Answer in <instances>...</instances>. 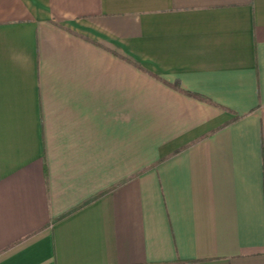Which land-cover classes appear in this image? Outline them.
Returning <instances> with one entry per match:
<instances>
[{"label":"crops","instance_id":"crops-1","mask_svg":"<svg viewBox=\"0 0 264 264\" xmlns=\"http://www.w3.org/2000/svg\"><path fill=\"white\" fill-rule=\"evenodd\" d=\"M0 264H264V0H0Z\"/></svg>","mask_w":264,"mask_h":264}]
</instances>
